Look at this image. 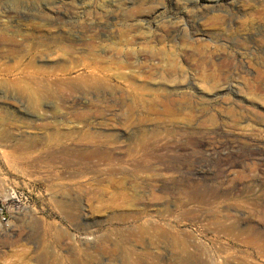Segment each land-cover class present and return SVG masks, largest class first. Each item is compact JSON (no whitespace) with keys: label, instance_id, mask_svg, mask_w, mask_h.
Listing matches in <instances>:
<instances>
[{"label":"rangeland","instance_id":"374dc122","mask_svg":"<svg viewBox=\"0 0 264 264\" xmlns=\"http://www.w3.org/2000/svg\"><path fill=\"white\" fill-rule=\"evenodd\" d=\"M117 1L10 0L3 6L48 13L49 25L83 28L74 35L75 52L46 60L73 79L89 65L113 70L133 62L131 47L144 62L151 46L156 63L165 67L174 59L181 67L170 76L174 87L185 86L174 96L175 117L151 115L140 128L137 120L123 127L120 105H91L94 91L76 78L70 89L48 91L37 108L0 93V131L7 128L9 140L0 137V264H264V126L244 132L225 117L231 108L264 124V76L256 71L264 67V17H258L264 0H136L128 8ZM147 2L156 5L152 16L144 12ZM90 37L98 46L93 51L85 45ZM111 42L125 51L122 57ZM196 43L210 48L202 49V64ZM99 130L119 136L127 160L195 161L194 167L116 172L107 143L80 139ZM53 133L67 137L44 140ZM23 142L22 153L10 148ZM218 157L225 163L215 168ZM7 187L18 201L3 199Z\"/></svg>","mask_w":264,"mask_h":264},{"label":"bare ground","instance_id":"6f19581e","mask_svg":"<svg viewBox=\"0 0 264 264\" xmlns=\"http://www.w3.org/2000/svg\"><path fill=\"white\" fill-rule=\"evenodd\" d=\"M9 2L10 0H0V93L17 94L20 99L19 101L15 99L14 101H12L13 103L22 102L25 105L37 108V105H41V99L46 94H48V91L52 90L54 87L61 88L63 86L70 89V87L73 86L69 84H71L76 78L82 80L83 84L85 85L89 84V86H91L92 90L94 91V95H91L88 99V102L91 105H103L106 106V108H110L112 105H120V110L122 109V112H124L125 114V117L123 119V127L131 126L133 122L137 120V127L140 128L141 124L147 123V121H151V119L149 118L151 115H164L170 116L172 118L176 116V107L172 104L175 100L174 96L182 94V89L185 85L179 84L177 85V87H174L176 86L174 84V78H171L170 75L182 72L181 67L173 61L174 59H168L164 67L163 62L156 63V47L148 46L146 48L149 53L147 55L148 59L142 62V59L140 57L141 51H138L137 49L134 50V47H131V50L127 53V56L131 57L133 59V62H129L131 60H129L128 62H121L113 70L98 68L89 65L84 69L83 72H79L77 75H75L73 79L69 76L70 72L68 70L56 68L52 65H47L46 60L50 58L52 53H58L59 51L66 54H70L73 50L75 52V46L72 43L74 40V35L76 33L77 35L81 34L83 28L82 30H75V28L65 26H55L54 24L49 25L50 22L48 24L47 22L51 19L52 15L50 16V14L43 11H37L34 14H30L29 11H22L19 6H14L9 9L4 8L3 6ZM135 2L137 1L118 0L116 4L119 8H128L130 5H135ZM13 3L15 4V1ZM146 4V10L144 9V12L151 16L155 14L157 11L156 5H154L155 3L147 2ZM138 6H136L135 8L138 9ZM143 8H145V6H143ZM258 15L259 18L264 17V11L259 12ZM219 19L217 17H214L213 21H219ZM122 36H127V31H124L120 37ZM129 41L130 40H127V42ZM111 44H113L114 46L113 52L115 53V55L119 58L120 56L122 57V54L125 51L118 47L117 43L111 42ZM128 44H131V42H129ZM85 45L90 51H93L95 50L94 48L98 47L93 37H90ZM173 45L175 44H172V46ZM202 49L210 48L200 43H196L195 46H193V50L198 56V59L196 58V61L200 60L201 64L203 63ZM164 68L167 70V72H164ZM256 71L258 75L264 76V67H259L258 69H256ZM156 73L162 77V79L159 78L158 82L156 81ZM136 81H138L139 83ZM163 82H166L172 87H168L166 89ZM189 84L190 83H188V85ZM204 86L205 85H203V87L201 88L202 91L210 90L209 87L204 88ZM135 110H138L140 112L139 115L135 112ZM1 111L8 114V111L5 108H1ZM225 117H227V119L230 121L233 128L237 130L244 129V132L245 130L255 132L262 129V126H264L261 121H257L248 114L240 112L238 110H232L231 108ZM13 119H15V117ZM0 124H2V122H0ZM14 128V130L18 132H20L21 130V128L17 126ZM35 129L40 130L38 127ZM7 130V128H4L3 131H0V137L3 139V142L9 141L6 140L8 138ZM152 131V134L156 135L155 130ZM141 132L143 131L139 129V134ZM21 133L23 132L21 131ZM81 136L82 138L80 139L91 140V143L94 141L95 144L107 143V145H109L110 149L109 151L107 150L108 165L110 169L115 170L116 172L127 170L140 173L145 171L155 172L156 170H190L192 167H194L195 164V161H176L173 163L156 165L155 162H151L150 160H127L124 157V154H122L121 148L119 146L117 147L119 136L117 134H114L112 130H110L109 132H103L100 130L93 132H84L81 134ZM65 137H67V134L65 133H60L59 135L53 133L51 136H46L47 140L45 138L44 140L49 142L55 141L56 144V141L59 138ZM11 141L12 140H10V142ZM24 142L22 144L11 145L10 148L18 149V152L22 153L28 146L27 144H24ZM55 144L53 143V145ZM131 146L133 145L131 144ZM131 146L129 147L130 150H132ZM143 146L141 144V149H143ZM31 148H33V146L29 145L28 149ZM202 162L199 161V164H202ZM224 163V159L218 157V160L213 163V166L215 168H218ZM105 167L103 166L102 168ZM97 179H94V181ZM63 198L68 201H74L71 195L64 196ZM105 240L106 242L109 241L107 239ZM115 244L116 243L114 242L111 243V245L114 246L113 248H115ZM150 245L151 248H153V244ZM129 249L130 248L125 246V252H123L127 254L131 250Z\"/></svg>","mask_w":264,"mask_h":264},{"label":"built area","instance_id":"2783aa9c","mask_svg":"<svg viewBox=\"0 0 264 264\" xmlns=\"http://www.w3.org/2000/svg\"><path fill=\"white\" fill-rule=\"evenodd\" d=\"M4 193L6 195L2 194V196L5 201H13V200L18 201V197H16L15 191L12 188L7 187ZM1 210L2 209H0V211Z\"/></svg>","mask_w":264,"mask_h":264}]
</instances>
